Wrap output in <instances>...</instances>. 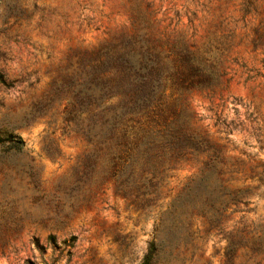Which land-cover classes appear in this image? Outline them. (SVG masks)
<instances>
[{
	"label": "rangeland",
	"instance_id": "rangeland-1",
	"mask_svg": "<svg viewBox=\"0 0 264 264\" xmlns=\"http://www.w3.org/2000/svg\"><path fill=\"white\" fill-rule=\"evenodd\" d=\"M252 1L245 12L247 0H0V73L13 82L0 85V131L23 140L20 151L0 149V264H140L156 233L165 237L167 210L215 188L199 153L163 174L154 204L115 191L106 159L118 119L142 96L178 94L165 78L139 88L151 23L156 34L182 31L198 44L232 34L225 87L183 96L195 126L225 158L242 161L223 179L230 190L249 188L247 204L227 205L223 233L194 218L197 250L171 264L243 263V248L228 260V233L240 220L264 231V44H251L255 29L263 33L264 0ZM258 259L264 264V252Z\"/></svg>",
	"mask_w": 264,
	"mask_h": 264
},
{
	"label": "trees",
	"instance_id": "trees-1",
	"mask_svg": "<svg viewBox=\"0 0 264 264\" xmlns=\"http://www.w3.org/2000/svg\"><path fill=\"white\" fill-rule=\"evenodd\" d=\"M252 6L253 1L247 0L245 12H249ZM258 28L263 33L255 29V36L251 40L253 47L264 44V23L261 22ZM207 37L205 43L198 44L189 40L185 32L171 31L160 35L154 33L152 23L148 25V33L144 39L141 38L139 49L149 54L150 59L147 60H150V64L140 77L139 88L143 90L152 84L151 81L159 87L161 79L165 78L178 94L169 101L167 98L142 96V101L121 116L114 127V149L107 155L106 165L114 170L117 182L115 191L134 193L136 200L141 198L139 206L147 207L155 203L162 176L167 170L180 161L196 160L199 153L205 154L204 168L210 169L216 179L213 190L205 194L194 193L188 206L178 210L174 205L167 210L162 220L167 233L165 237L156 233L140 264H171L173 259L185 263L197 250L193 242L194 232L190 230L194 218L206 221L205 232L215 228L223 233L221 220L227 205L247 204L242 196L250 192L249 188L230 190L223 179L225 175L231 178L238 172L242 168V161L225 158L222 149L195 126L188 101L183 96L191 89L213 93L216 88L225 87L228 81L224 80L227 74L224 57L229 51L232 34L228 32ZM0 85L11 87L13 82L0 73ZM128 114L130 117H126ZM128 122L130 125L126 129ZM22 148L23 140L19 135L12 131H0L1 150L17 152ZM254 169L250 168L251 176L255 175ZM205 179V176H201L198 181ZM182 203L185 204V201ZM238 225L228 233V260L237 249L243 248L244 261L241 264H260L258 256L264 252V231L260 234L258 226H249L242 220ZM75 239L74 236L70 237V245ZM47 245L56 246L53 235H48ZM179 248L189 256L175 253ZM229 263L232 264L231 261Z\"/></svg>",
	"mask_w": 264,
	"mask_h": 264
}]
</instances>
